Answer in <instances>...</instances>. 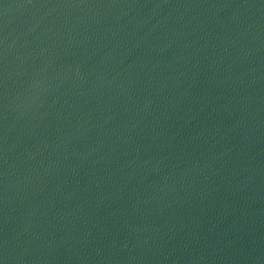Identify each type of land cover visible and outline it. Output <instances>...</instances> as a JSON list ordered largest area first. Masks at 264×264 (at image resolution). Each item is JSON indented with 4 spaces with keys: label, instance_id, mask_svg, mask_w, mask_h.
<instances>
[{
    "label": "water",
    "instance_id": "water-1",
    "mask_svg": "<svg viewBox=\"0 0 264 264\" xmlns=\"http://www.w3.org/2000/svg\"><path fill=\"white\" fill-rule=\"evenodd\" d=\"M2 264H264V0H0Z\"/></svg>",
    "mask_w": 264,
    "mask_h": 264
},
{
    "label": "snow or ice",
    "instance_id": "snow-or-ice-1",
    "mask_svg": "<svg viewBox=\"0 0 264 264\" xmlns=\"http://www.w3.org/2000/svg\"><path fill=\"white\" fill-rule=\"evenodd\" d=\"M0 264H2V262H0Z\"/></svg>",
    "mask_w": 264,
    "mask_h": 264
}]
</instances>
